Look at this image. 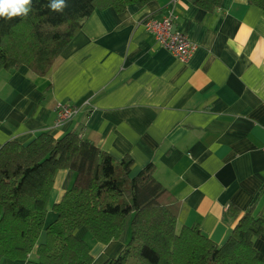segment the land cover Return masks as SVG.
<instances>
[{
    "label": "crops",
    "instance_id": "crops-1",
    "mask_svg": "<svg viewBox=\"0 0 264 264\" xmlns=\"http://www.w3.org/2000/svg\"><path fill=\"white\" fill-rule=\"evenodd\" d=\"M168 12L195 45L183 62L143 27ZM60 104L79 111L59 122ZM42 131L55 138L78 131L114 159L130 157L133 175L151 163L180 202L178 224H197L222 244L231 231L230 205H255L264 215V13L247 0H222L210 13L194 0L94 11L47 76L26 67L0 71V147L26 145ZM73 176L56 173L45 226ZM76 236L88 244L91 264H103L122 251L129 231L105 245L89 243L85 228ZM44 241L42 232L38 243ZM253 244L264 255V237Z\"/></svg>",
    "mask_w": 264,
    "mask_h": 264
},
{
    "label": "trees",
    "instance_id": "trees-1",
    "mask_svg": "<svg viewBox=\"0 0 264 264\" xmlns=\"http://www.w3.org/2000/svg\"><path fill=\"white\" fill-rule=\"evenodd\" d=\"M155 0H65L63 12L49 0H32L26 18H0V71L26 67L45 77L94 11L117 13ZM222 0H194L210 13ZM264 13V0H247ZM133 160H116L78 131L59 138L39 132L26 145L0 147V263L91 264L88 244L76 233L85 228L100 244L129 238L122 251L103 264H264L254 247L264 237V215L255 205L239 211L230 205L231 231L218 244L198 225H179L180 202L154 176L149 163L132 174ZM73 172L69 188L51 205L56 219L45 226L55 175ZM45 241L38 243L41 233Z\"/></svg>",
    "mask_w": 264,
    "mask_h": 264
},
{
    "label": "built area",
    "instance_id": "built-area-1",
    "mask_svg": "<svg viewBox=\"0 0 264 264\" xmlns=\"http://www.w3.org/2000/svg\"><path fill=\"white\" fill-rule=\"evenodd\" d=\"M175 20L176 16L172 12H168L161 19L145 20L143 27L154 37L158 46L183 62L193 53L195 45L184 34L172 31ZM78 111V107L70 105L60 104L56 108L59 122L73 118Z\"/></svg>",
    "mask_w": 264,
    "mask_h": 264
},
{
    "label": "clouds",
    "instance_id": "clouds-1",
    "mask_svg": "<svg viewBox=\"0 0 264 264\" xmlns=\"http://www.w3.org/2000/svg\"><path fill=\"white\" fill-rule=\"evenodd\" d=\"M67 7L65 0H49L48 8L53 12H63ZM32 10V0H0V18L11 20L26 18Z\"/></svg>",
    "mask_w": 264,
    "mask_h": 264
},
{
    "label": "rangeland",
    "instance_id": "rangeland-1",
    "mask_svg": "<svg viewBox=\"0 0 264 264\" xmlns=\"http://www.w3.org/2000/svg\"><path fill=\"white\" fill-rule=\"evenodd\" d=\"M91 237V236H90ZM89 243H91V241H93L91 238H88L87 239Z\"/></svg>",
    "mask_w": 264,
    "mask_h": 264
},
{
    "label": "water",
    "instance_id": "water-1",
    "mask_svg": "<svg viewBox=\"0 0 264 264\" xmlns=\"http://www.w3.org/2000/svg\"><path fill=\"white\" fill-rule=\"evenodd\" d=\"M172 31H173V32H175V31H176V27H175V26H173V28H172Z\"/></svg>",
    "mask_w": 264,
    "mask_h": 264
}]
</instances>
